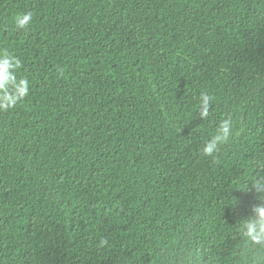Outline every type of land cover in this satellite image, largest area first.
Returning <instances> with one entry per match:
<instances>
[{"label": "trees", "instance_id": "trees-1", "mask_svg": "<svg viewBox=\"0 0 264 264\" xmlns=\"http://www.w3.org/2000/svg\"><path fill=\"white\" fill-rule=\"evenodd\" d=\"M4 53L0 264H264V0H0Z\"/></svg>", "mask_w": 264, "mask_h": 264}, {"label": "clouds", "instance_id": "clouds-1", "mask_svg": "<svg viewBox=\"0 0 264 264\" xmlns=\"http://www.w3.org/2000/svg\"><path fill=\"white\" fill-rule=\"evenodd\" d=\"M31 14H24L15 17L17 29H24L31 21ZM20 66V61L7 55L0 54V109H8L14 107L18 100H21L28 94V81L21 79L17 81L15 69ZM209 96H203L200 101L203 105V116L208 115V100ZM232 125L230 120L225 119L221 122L218 129V134L210 140L204 147L203 151L206 155H211L217 148L218 144L225 142L231 135ZM252 187L258 191L264 192V176L257 175L252 178ZM256 216L245 218L239 223L241 232L253 245H259L264 249V207H256L254 209ZM102 243H107L103 241ZM187 259V258H186Z\"/></svg>", "mask_w": 264, "mask_h": 264}]
</instances>
